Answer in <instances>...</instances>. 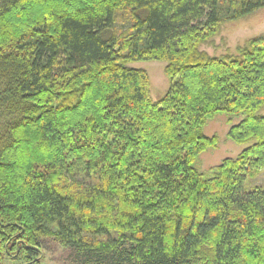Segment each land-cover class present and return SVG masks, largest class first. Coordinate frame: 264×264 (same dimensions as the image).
<instances>
[{"label": "trees", "instance_id": "obj_1", "mask_svg": "<svg viewBox=\"0 0 264 264\" xmlns=\"http://www.w3.org/2000/svg\"><path fill=\"white\" fill-rule=\"evenodd\" d=\"M264 0H0V251L40 264L56 238L82 264H264V37L198 52ZM131 18L115 35V14ZM171 81L153 103L145 71ZM252 145L199 173L216 114ZM82 166L98 184L74 186ZM111 233L116 235L110 238ZM102 239H105L104 241Z\"/></svg>", "mask_w": 264, "mask_h": 264}, {"label": "rangeland", "instance_id": "obj_2", "mask_svg": "<svg viewBox=\"0 0 264 264\" xmlns=\"http://www.w3.org/2000/svg\"><path fill=\"white\" fill-rule=\"evenodd\" d=\"M130 26L131 18L127 12L120 11L115 14L113 31L115 35H129ZM258 37H264V8L238 20L222 23L212 38L199 45L198 52L209 58L239 57L242 51L248 47L249 42ZM126 67L146 72L149 81V95L153 103L163 99L171 85V81L165 73L166 62L142 61L126 64ZM257 115L264 116V106L257 112ZM241 120L242 117L219 113L205 123L202 133L208 138L215 137L216 145L197 157L194 167L199 173L208 174L211 168L220 165L226 159H235L244 149L253 144L250 142L238 145L228 139L227 133L230 127L238 124ZM72 182L76 189L81 187L87 190L96 183L98 184V179L96 176H87L82 166H76ZM255 188L264 190V167L249 171L246 175L244 189ZM110 238L115 239L116 235L111 233ZM39 244L40 264H82L83 262L75 252L62 245L54 237L42 238ZM0 264H27V261L21 257H8L0 251Z\"/></svg>", "mask_w": 264, "mask_h": 264}]
</instances>
